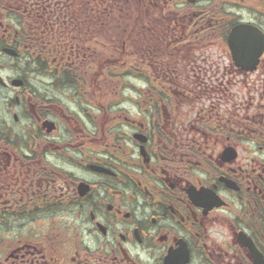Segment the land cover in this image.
I'll return each instance as SVG.
<instances>
[{
	"label": "flooded vegetation",
	"instance_id": "1",
	"mask_svg": "<svg viewBox=\"0 0 264 264\" xmlns=\"http://www.w3.org/2000/svg\"><path fill=\"white\" fill-rule=\"evenodd\" d=\"M0 1V264H264V0Z\"/></svg>",
	"mask_w": 264,
	"mask_h": 264
},
{
	"label": "rangeland",
	"instance_id": "2",
	"mask_svg": "<svg viewBox=\"0 0 264 264\" xmlns=\"http://www.w3.org/2000/svg\"><path fill=\"white\" fill-rule=\"evenodd\" d=\"M132 10H133L132 9V5L130 4L129 5V11H127V12L131 13ZM109 17H110V21H112L111 26L113 28H117V30H116L117 33L121 32L120 29H123V30L126 29V31H130V29H132L133 25H134V27L136 26L135 18L129 17L127 20H124V19L115 20L111 16H109ZM150 17H151V15H150ZM117 22H119V23L117 24ZM115 26H118V27H115ZM124 34H126V33H124ZM149 37H151V35H149ZM11 61L12 62L9 65L5 60H1V65H2V67L5 68V69L2 70V72H1L2 74H16V73H20V71L18 69L19 68H23V65L18 64L17 61H14V60H11ZM147 68L148 67L145 66V73H146V76H148V78H149L150 77V74H149V71H148L149 68L148 69ZM24 69H25L26 72L21 71L22 74L23 75H28V76H30V75L34 76L35 79L39 81V83H35V84L38 86L39 89H42L41 88V82H42V79H43V75L41 74V72L39 73L38 71L28 70L26 67H24ZM129 80L130 81L128 83L132 82V84L134 86L138 87V85L140 86V84H141L139 82V80L130 79V78H129ZM149 80H153V78L150 77ZM126 91H128V90L126 89Z\"/></svg>",
	"mask_w": 264,
	"mask_h": 264
},
{
	"label": "trees",
	"instance_id": "3",
	"mask_svg": "<svg viewBox=\"0 0 264 264\" xmlns=\"http://www.w3.org/2000/svg\"><path fill=\"white\" fill-rule=\"evenodd\" d=\"M98 2L101 1L103 2V4L109 3V7L107 10H112L115 8V5L118 3L119 0H97ZM66 4V3H65ZM125 3H123L122 1L119 2V10L120 11H124V5ZM5 8V6L3 5L2 1H0V9ZM105 7H102V9H104ZM6 9V8H5ZM98 10H100V8H97ZM7 10V9H6ZM8 11V10H7Z\"/></svg>",
	"mask_w": 264,
	"mask_h": 264
},
{
	"label": "water",
	"instance_id": "4",
	"mask_svg": "<svg viewBox=\"0 0 264 264\" xmlns=\"http://www.w3.org/2000/svg\"><path fill=\"white\" fill-rule=\"evenodd\" d=\"M252 69V67H250Z\"/></svg>",
	"mask_w": 264,
	"mask_h": 264
}]
</instances>
